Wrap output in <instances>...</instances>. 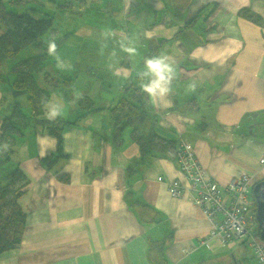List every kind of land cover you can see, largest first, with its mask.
Returning <instances> with one entry per match:
<instances>
[{
    "label": "crops",
    "instance_id": "1",
    "mask_svg": "<svg viewBox=\"0 0 264 264\" xmlns=\"http://www.w3.org/2000/svg\"><path fill=\"white\" fill-rule=\"evenodd\" d=\"M96 1L117 20L112 39L125 31L136 42L130 67L116 65L127 79L146 55L175 62L173 91L152 105L159 134L191 142L223 194L243 174L252 185L264 180V27L239 14L247 8L264 18V0H188L184 13L179 0ZM213 2L208 15L187 25ZM111 97L102 96L101 105ZM2 100L0 89V114ZM82 123L63 131L66 182L40 162L56 151L54 136L38 127L20 140L29 178L19 198L26 222L20 245L1 252L0 264H264L245 240L210 236L213 225L176 158L156 155L142 163L137 144H113L102 119ZM173 183L185 188L180 196L171 194Z\"/></svg>",
    "mask_w": 264,
    "mask_h": 264
},
{
    "label": "trees",
    "instance_id": "2",
    "mask_svg": "<svg viewBox=\"0 0 264 264\" xmlns=\"http://www.w3.org/2000/svg\"><path fill=\"white\" fill-rule=\"evenodd\" d=\"M22 5L30 0H10ZM58 7L71 11L69 0H51ZM81 9L78 12L83 16L86 12L85 3L87 0H76ZM80 1V2H79ZM216 5L210 3L194 14L188 21V26H194L200 15H208V7ZM239 14L246 16L256 24L264 27V18L250 9H241ZM42 16V17H41ZM36 13L32 8L26 7L25 11L18 12L9 10L3 0H0V65L9 64L8 70L0 71V78L9 85L13 102H9L11 110L8 114H0V253L9 249L17 248L22 240L25 228L26 213L19 203V198L26 192L29 183L28 175L21 168L18 157L20 140L28 134L31 129L42 127L57 139V149L50 155L41 158L43 167L52 170L61 181H69L70 176L62 170L63 161L68 158L63 147V131L73 125H81L88 117L102 119L105 113L109 117V139L115 145L123 144L125 141H132L139 147V160L142 163H149L156 155L175 158L180 143L185 140L176 141L166 138L157 131L158 118L153 114V106L145 94L139 90V79L137 74L132 75L123 83V91L115 95L116 102L97 104L92 95L82 93L81 99L75 102L72 112L74 119L58 117L56 121L46 122L43 116L44 109L42 101L52 97V93L58 91L61 97L64 95V87L69 85L72 78L65 74H57L56 71L45 70V80L42 87L36 77L45 68V60L48 58L45 41L54 38L57 43V50L68 44L70 31L59 35L58 29L53 25L54 16L50 13L42 15ZM112 22L105 30L115 26ZM35 47L42 52L19 56V53L26 47ZM117 51H111L113 55ZM131 57L127 54L121 63L130 67ZM3 92L5 104L7 96ZM104 93V92H103ZM109 93L107 96H109ZM119 96V97H118ZM25 100H24V98ZM105 123V120H104ZM93 134L101 135L99 127L92 129ZM128 133V135H127ZM127 135V136H126ZM187 143L191 144L187 140ZM256 209V205L254 211ZM256 234L260 235L258 223L255 218Z\"/></svg>",
    "mask_w": 264,
    "mask_h": 264
},
{
    "label": "rangeland",
    "instance_id": "3",
    "mask_svg": "<svg viewBox=\"0 0 264 264\" xmlns=\"http://www.w3.org/2000/svg\"><path fill=\"white\" fill-rule=\"evenodd\" d=\"M69 1L71 2L70 12L69 10L65 11V8L58 7L57 4L51 0H30L27 5H23L27 2L22 5H17L10 0H3L5 6L9 10L23 12L26 7H29V10L32 8L40 16L44 12L52 14L54 16L53 25L58 29L59 35H62L67 30L70 31L68 44L57 50V53L64 59L66 67L63 70L58 69L56 67L55 58L48 55L47 60H45L44 70L36 77L38 78L39 76L37 81L42 87H46L44 85L45 70L50 72L56 71L57 74H65L72 78L71 83L64 87L63 93L65 96L66 111L62 117L65 119H74L75 114L72 112V108H75V103L73 104L71 102L74 99L73 94L75 91L86 94L91 93L93 95L92 98L97 104H101V102L104 101L102 100V96L107 97V93H103V91H111L110 93L114 96L110 100V103H113L116 100L115 95H120L123 91V83L127 81V79H124L122 76L117 77L114 75V71L117 69L116 65L119 63L118 60L122 61L125 57L123 56V51L118 47L119 41L112 38L105 39L103 36V33L107 31L105 28L112 22H117V20L108 17V11L105 7L96 6L99 4L96 0H87L88 3L84 4L85 9H87L83 16L78 13L81 9L80 4L76 0ZM187 1L188 0L178 1V3L183 4V13L186 9ZM1 31L3 32V29L0 28V33ZM119 34L124 37L126 36L125 31L119 32ZM36 50L40 53L42 52L41 49L30 46L24 48L19 53V56H26L31 53L32 55L37 54L38 52ZM116 50H118L117 54L113 55L111 51ZM7 65L9 64L5 63L0 65V71H7ZM0 87L5 89V95L8 99L4 104L3 113L8 114L11 109L9 102L14 101L11 98L12 93L11 90L8 89L9 85L1 78ZM58 94V91L52 93V95L60 96ZM105 115L106 116H104V114L102 115L103 121L105 120V125H109V117L106 113ZM45 121L49 122L47 119ZM183 141L187 142L186 139ZM0 182H4L1 177ZM249 250H251V248H249Z\"/></svg>",
    "mask_w": 264,
    "mask_h": 264
},
{
    "label": "built area",
    "instance_id": "4",
    "mask_svg": "<svg viewBox=\"0 0 264 264\" xmlns=\"http://www.w3.org/2000/svg\"><path fill=\"white\" fill-rule=\"evenodd\" d=\"M175 158L190 182L189 190L193 192L194 202L204 209L213 225L210 236H218L225 241L245 240L253 247L257 257L264 261V241L256 234V202L252 195L251 176L243 174L233 178L226 186V194H223L218 182L208 178L191 144L182 141ZM260 159L264 164V153ZM184 190L178 183L170 187L173 196H180ZM228 195H231L230 203L225 200ZM218 215H221V220H217Z\"/></svg>",
    "mask_w": 264,
    "mask_h": 264
},
{
    "label": "clouds",
    "instance_id": "5",
    "mask_svg": "<svg viewBox=\"0 0 264 264\" xmlns=\"http://www.w3.org/2000/svg\"><path fill=\"white\" fill-rule=\"evenodd\" d=\"M105 39L115 38L114 31H105L103 33ZM47 53L55 58L56 67L63 70L66 67L64 59L57 53V43L54 38L45 41ZM121 51L129 57L137 54L136 42L129 37H122L119 40ZM114 75L117 77L128 78V73L121 72L116 69ZM139 79V90L145 94L148 101L153 106L162 104L163 100L173 91V81L177 78V69L175 62L166 54H154L143 58L142 67L137 71ZM195 83L189 85L190 90H195ZM74 99L71 103H75L81 99L82 94L78 91L74 92ZM44 109L43 116L49 121H56L58 117H62L66 111V102L63 97L53 95L52 97L42 101ZM47 143V141H40ZM49 146H53L49 144Z\"/></svg>",
    "mask_w": 264,
    "mask_h": 264
},
{
    "label": "water",
    "instance_id": "6",
    "mask_svg": "<svg viewBox=\"0 0 264 264\" xmlns=\"http://www.w3.org/2000/svg\"><path fill=\"white\" fill-rule=\"evenodd\" d=\"M252 193L256 202L255 218L258 223L259 236L264 241V180L253 185Z\"/></svg>",
    "mask_w": 264,
    "mask_h": 264
}]
</instances>
